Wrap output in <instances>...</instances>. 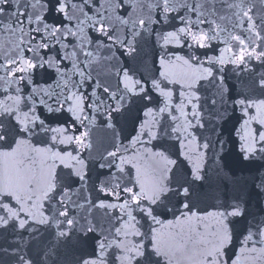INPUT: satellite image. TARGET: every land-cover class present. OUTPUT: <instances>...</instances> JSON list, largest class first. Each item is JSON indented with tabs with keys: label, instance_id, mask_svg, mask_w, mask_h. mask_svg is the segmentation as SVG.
Instances as JSON below:
<instances>
[{
	"label": "snow or ice",
	"instance_id": "snow-or-ice-1",
	"mask_svg": "<svg viewBox=\"0 0 264 264\" xmlns=\"http://www.w3.org/2000/svg\"><path fill=\"white\" fill-rule=\"evenodd\" d=\"M0 264H264V0H0Z\"/></svg>",
	"mask_w": 264,
	"mask_h": 264
},
{
	"label": "water",
	"instance_id": "water-1",
	"mask_svg": "<svg viewBox=\"0 0 264 264\" xmlns=\"http://www.w3.org/2000/svg\"><path fill=\"white\" fill-rule=\"evenodd\" d=\"M106 139L104 137L103 133L99 134V143H98V147L100 148V150H103V148L106 146Z\"/></svg>",
	"mask_w": 264,
	"mask_h": 264
}]
</instances>
